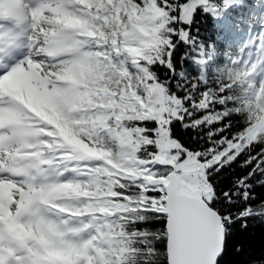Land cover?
Masks as SVG:
<instances>
[{
	"label": "snow or ice",
	"instance_id": "6c2138e0",
	"mask_svg": "<svg viewBox=\"0 0 264 264\" xmlns=\"http://www.w3.org/2000/svg\"><path fill=\"white\" fill-rule=\"evenodd\" d=\"M256 187L264 0H0V264H226Z\"/></svg>",
	"mask_w": 264,
	"mask_h": 264
},
{
	"label": "trees",
	"instance_id": "16d2710c",
	"mask_svg": "<svg viewBox=\"0 0 264 264\" xmlns=\"http://www.w3.org/2000/svg\"><path fill=\"white\" fill-rule=\"evenodd\" d=\"M258 0H245V2L248 4L250 2H257ZM246 11V10H245ZM201 35H204L206 33L212 32L214 35V32L212 30V24L210 21H201L199 24ZM242 28H245L246 25H241ZM221 51H224V48L222 45L219 46ZM177 56H179V53H177ZM163 73V70H161ZM236 117H233V120L236 121ZM178 132L180 135L184 137L185 140L190 139L194 133H191L190 131H184L178 129ZM246 171V170H245ZM243 174L242 170L239 168H236L234 172L230 171L224 174L222 179L225 182L231 181V178L233 176H238ZM255 194L258 199L264 198V188L262 187H256L255 188ZM231 242L233 245V250H231L226 256L225 261L226 264H232L233 261H239L244 259L243 255H237L234 252L235 246L243 245L245 249V253H247L249 250L255 253H259L261 246L264 245V222H260L259 220L249 221V227L247 229H241L239 224H237L236 228L233 231V235L231 238Z\"/></svg>",
	"mask_w": 264,
	"mask_h": 264
}]
</instances>
